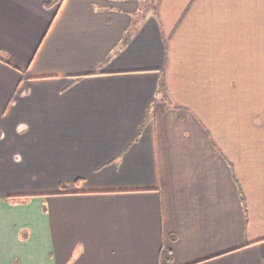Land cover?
<instances>
[{"label":"crops","instance_id":"obj_1","mask_svg":"<svg viewBox=\"0 0 264 264\" xmlns=\"http://www.w3.org/2000/svg\"><path fill=\"white\" fill-rule=\"evenodd\" d=\"M0 130V264H264V0H0Z\"/></svg>","mask_w":264,"mask_h":264},{"label":"trees","instance_id":"obj_2","mask_svg":"<svg viewBox=\"0 0 264 264\" xmlns=\"http://www.w3.org/2000/svg\"><path fill=\"white\" fill-rule=\"evenodd\" d=\"M63 0H58L59 3H61ZM155 3H157V0H154ZM0 135H1V130H0ZM16 196H12L11 199H16ZM166 257L168 256L167 254L165 255Z\"/></svg>","mask_w":264,"mask_h":264}]
</instances>
